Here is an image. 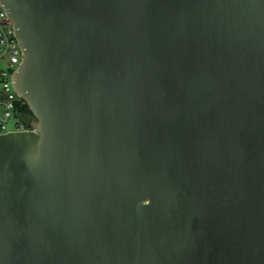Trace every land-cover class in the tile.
<instances>
[{"label":"water","instance_id":"obj_1","mask_svg":"<svg viewBox=\"0 0 264 264\" xmlns=\"http://www.w3.org/2000/svg\"><path fill=\"white\" fill-rule=\"evenodd\" d=\"M0 2V264H264V0Z\"/></svg>","mask_w":264,"mask_h":264},{"label":"built area","instance_id":"obj_2","mask_svg":"<svg viewBox=\"0 0 264 264\" xmlns=\"http://www.w3.org/2000/svg\"><path fill=\"white\" fill-rule=\"evenodd\" d=\"M8 17L0 2V135L33 130L35 120L22 109L26 102L18 95L12 82V74L22 63L24 53Z\"/></svg>","mask_w":264,"mask_h":264},{"label":"trees","instance_id":"obj_3","mask_svg":"<svg viewBox=\"0 0 264 264\" xmlns=\"http://www.w3.org/2000/svg\"><path fill=\"white\" fill-rule=\"evenodd\" d=\"M22 109H23L24 112H25L26 114H28L30 117H34L33 114H32V112L30 111V109H29V107H28V105H27L26 103H23V104H22Z\"/></svg>","mask_w":264,"mask_h":264}]
</instances>
